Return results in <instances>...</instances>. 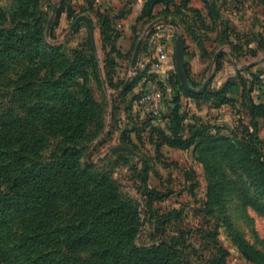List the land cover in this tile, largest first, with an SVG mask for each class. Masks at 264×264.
<instances>
[{"label": "rangeland", "instance_id": "obj_1", "mask_svg": "<svg viewBox=\"0 0 264 264\" xmlns=\"http://www.w3.org/2000/svg\"><path fill=\"white\" fill-rule=\"evenodd\" d=\"M148 1L0 0V29L40 37L47 53L58 48L45 61L44 77L58 79L71 62L79 71L76 85L56 93L41 85V79H32L29 87L43 90L46 99L69 93L78 103L83 91L89 95L74 124L83 125L77 140H66L75 127L62 131L73 121L64 117L54 129L41 131L44 142L26 154L33 162L48 163L56 161L63 147L75 150L84 170V196L111 184L120 200L136 209L132 243L149 248L166 241L175 249L174 264H264V196L254 178L262 169L254 157L264 152V118L249 108L253 102L264 103V0H164L152 4L146 15ZM80 15L91 19L94 43L84 23L70 31ZM178 34L184 36L188 84L206 86L192 93L176 77L174 98L161 82L175 73ZM168 47L171 68L160 77L150 67L156 58L145 62V57ZM20 69L13 68V81ZM149 83L163 94L157 113L136 104ZM161 133L190 145L159 144ZM117 146L130 150L112 152ZM62 191L69 195L65 183L58 191L65 222L75 207ZM25 223L14 216L1 226L0 264L13 256L16 264H27L25 233L19 237ZM234 239L246 242L259 259L246 258ZM77 255L71 257L75 262H98L86 251Z\"/></svg>", "mask_w": 264, "mask_h": 264}, {"label": "trees", "instance_id": "obj_2", "mask_svg": "<svg viewBox=\"0 0 264 264\" xmlns=\"http://www.w3.org/2000/svg\"><path fill=\"white\" fill-rule=\"evenodd\" d=\"M163 1H148L146 15L150 14L152 4ZM56 50L57 47L49 53L44 52L40 37L0 29V228L11 217L25 219L19 237L25 233L28 256L24 260L27 264H90L89 260L75 262L71 259L78 256V251H86L90 259H97V264H174L175 249L170 243L164 241L149 248L132 243L136 209L120 200L111 184L84 196L81 191L84 170L78 165L75 150L63 147L56 161L48 163L33 162L26 154L28 150H37L44 142V137L39 136L41 131L54 129L53 126L64 117L69 121L73 118L72 127L62 130L70 132L89 98L85 90L78 103L69 93L46 99L43 90L35 91L29 87L35 78L41 79V85L52 86L54 93L69 84L76 85L79 71L72 62L58 79L44 77L45 61L53 59ZM14 67H20L21 71L13 81ZM169 77L165 84L161 83L170 87L176 98V72ZM45 100L52 101L46 103ZM249 108L254 116L264 118V103L253 102ZM172 114L174 119L180 118L175 109ZM82 129L83 125L75 127L66 140H77ZM161 137L164 141L161 139L159 144L180 148L190 145L178 136L170 139L161 133ZM256 154L259 156L255 155L254 159L260 160L256 162L262 169L260 176L254 178L264 196V152ZM62 183L69 191V195L62 191L64 197L75 207L73 217L65 222L60 219L62 196L60 198L58 191ZM96 199L98 201L94 202ZM109 231L113 235H108ZM235 242L246 258L251 261L259 259L257 251L242 239ZM12 258L3 260L6 264H16V257Z\"/></svg>", "mask_w": 264, "mask_h": 264}, {"label": "water", "instance_id": "obj_3", "mask_svg": "<svg viewBox=\"0 0 264 264\" xmlns=\"http://www.w3.org/2000/svg\"><path fill=\"white\" fill-rule=\"evenodd\" d=\"M52 17H53V15H52ZM81 22L84 23L87 26V28L89 29L91 40L94 43V26H93L91 19L88 16L80 15V16L76 17L70 25V31H73L76 28V26ZM50 23H51V19L48 23V26L50 25ZM170 23H172L175 26H178V24L174 21H170ZM142 43H143V38L139 39L136 46H135V49L133 52V57H132V64H131L132 69H135V66L137 64L138 55H139ZM184 48H185L184 36H183V34H178L176 36V40H175V51H174V66H175V72L177 74V78H178L180 84L187 91L192 92V93H200L204 90L206 83L200 89L193 88L188 84L186 76H185L184 71H183ZM121 150H130V149H128L127 147H124V146H117V147H113L111 149L112 152L121 151Z\"/></svg>", "mask_w": 264, "mask_h": 264}, {"label": "built area", "instance_id": "obj_4", "mask_svg": "<svg viewBox=\"0 0 264 264\" xmlns=\"http://www.w3.org/2000/svg\"><path fill=\"white\" fill-rule=\"evenodd\" d=\"M163 94L155 83H149L146 90L138 97L136 104L148 112L157 113L161 107Z\"/></svg>", "mask_w": 264, "mask_h": 264}, {"label": "crops", "instance_id": "obj_5", "mask_svg": "<svg viewBox=\"0 0 264 264\" xmlns=\"http://www.w3.org/2000/svg\"><path fill=\"white\" fill-rule=\"evenodd\" d=\"M162 32V31H161ZM162 36V33H159ZM167 39L169 40L170 37L169 35L167 36ZM152 41V40H151ZM148 47V46H147ZM147 49V48H146ZM148 51V50H147ZM146 53V52H145ZM169 47L167 50H159L156 54L154 53L153 55H150L149 57H145V62H150L149 58L155 59L156 58V63H154V60L151 63V71L157 73L160 77L163 73H165L166 70L171 68V64H169V61L171 60L170 55H169Z\"/></svg>", "mask_w": 264, "mask_h": 264}]
</instances>
